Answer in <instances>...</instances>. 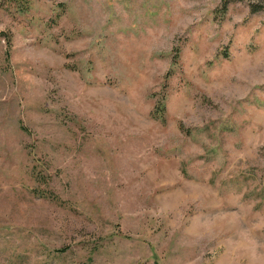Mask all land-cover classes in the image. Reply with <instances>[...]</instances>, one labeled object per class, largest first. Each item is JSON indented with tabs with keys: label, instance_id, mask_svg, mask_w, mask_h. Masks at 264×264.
Listing matches in <instances>:
<instances>
[{
	"label": "rangeland",
	"instance_id": "374dc122",
	"mask_svg": "<svg viewBox=\"0 0 264 264\" xmlns=\"http://www.w3.org/2000/svg\"><path fill=\"white\" fill-rule=\"evenodd\" d=\"M0 264H264V0H0Z\"/></svg>",
	"mask_w": 264,
	"mask_h": 264
},
{
	"label": "trees",
	"instance_id": "16d2710c",
	"mask_svg": "<svg viewBox=\"0 0 264 264\" xmlns=\"http://www.w3.org/2000/svg\"><path fill=\"white\" fill-rule=\"evenodd\" d=\"M255 10H256V9H253L252 11H255ZM163 111H164L163 108H160L158 112L156 111V112L158 113L159 117H161V116H160V113L162 114Z\"/></svg>",
	"mask_w": 264,
	"mask_h": 264
}]
</instances>
